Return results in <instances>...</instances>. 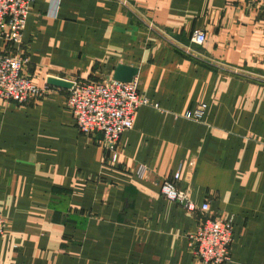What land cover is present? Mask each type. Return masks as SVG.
Here are the masks:
<instances>
[{"label": "crops", "instance_id": "0c3cea01", "mask_svg": "<svg viewBox=\"0 0 264 264\" xmlns=\"http://www.w3.org/2000/svg\"><path fill=\"white\" fill-rule=\"evenodd\" d=\"M53 1L33 0L20 44L0 40L47 88L25 104L0 99V264H195L199 214L160 192L177 171L196 205L234 218L225 264H264V8ZM119 64L138 69L139 92L158 107L138 109L114 162L98 136L77 130L67 89L47 79L113 78ZM200 102L202 121L182 116Z\"/></svg>", "mask_w": 264, "mask_h": 264}, {"label": "built area", "instance_id": "2783aa9c", "mask_svg": "<svg viewBox=\"0 0 264 264\" xmlns=\"http://www.w3.org/2000/svg\"><path fill=\"white\" fill-rule=\"evenodd\" d=\"M251 6L264 8V0H242ZM33 0H0V40L6 44H20ZM58 0L53 1L54 9ZM191 40L203 44L206 32L195 29ZM188 50V49H187ZM29 63L25 54L0 52V98L25 104L43 97L47 88L38 86L23 71ZM66 78V77H65ZM73 82L67 89L66 105L72 112L77 130L88 136H98L105 151L117 159V147L122 134L134 127L136 113L142 106L158 107L138 90V78L119 81L113 78H67ZM207 109L205 102L198 103L182 116L202 121ZM139 178L149 177L148 168L140 164L135 168ZM180 173L175 172L160 186L161 195L199 214L198 227L190 234V247L195 264H225L231 260L234 241V218L224 214H210L209 201L196 205L188 191L179 187ZM7 220L0 215V240L6 235Z\"/></svg>", "mask_w": 264, "mask_h": 264}, {"label": "water", "instance_id": "95a60500", "mask_svg": "<svg viewBox=\"0 0 264 264\" xmlns=\"http://www.w3.org/2000/svg\"><path fill=\"white\" fill-rule=\"evenodd\" d=\"M138 69L136 67L119 64L114 73L113 79L119 81H130L136 76ZM49 85L69 89L72 87L73 82L64 77L49 76L47 79Z\"/></svg>", "mask_w": 264, "mask_h": 264}, {"label": "rangeland", "instance_id": "374dc122", "mask_svg": "<svg viewBox=\"0 0 264 264\" xmlns=\"http://www.w3.org/2000/svg\"><path fill=\"white\" fill-rule=\"evenodd\" d=\"M65 78V77H64ZM66 78H68L67 76H66ZM70 78H72V77H70ZM75 78V77H74ZM1 100H3V101H7V102H11V103H14V102H12V101H10V100H6V99H2V98H0ZM32 101V100H31ZM30 102V101H29ZM17 104V103H16Z\"/></svg>", "mask_w": 264, "mask_h": 264}]
</instances>
